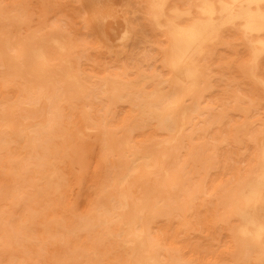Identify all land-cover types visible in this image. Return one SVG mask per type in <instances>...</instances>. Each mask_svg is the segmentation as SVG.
I'll return each instance as SVG.
<instances>
[{
	"label": "bare ground",
	"instance_id": "1",
	"mask_svg": "<svg viewBox=\"0 0 264 264\" xmlns=\"http://www.w3.org/2000/svg\"><path fill=\"white\" fill-rule=\"evenodd\" d=\"M120 2L0 0V264H264V0Z\"/></svg>",
	"mask_w": 264,
	"mask_h": 264
},
{
	"label": "rangeland",
	"instance_id": "2",
	"mask_svg": "<svg viewBox=\"0 0 264 264\" xmlns=\"http://www.w3.org/2000/svg\"><path fill=\"white\" fill-rule=\"evenodd\" d=\"M112 2H113L114 14L112 17H108L107 21L109 22V26L111 27L113 33L117 34L122 31L125 17H127L134 24H138L140 22L138 15H135L134 17H132V15L125 14V11L123 7L121 6L120 0H112ZM119 64L124 67H129V68H132L134 65L139 64L138 51L134 50L133 52H129V55L122 58L119 63L116 61V62L107 64V66L112 71H118ZM243 90L244 88L241 87L237 91L241 92Z\"/></svg>",
	"mask_w": 264,
	"mask_h": 264
}]
</instances>
